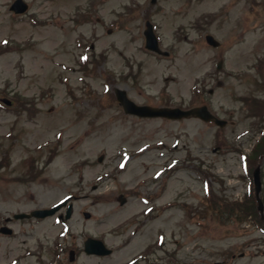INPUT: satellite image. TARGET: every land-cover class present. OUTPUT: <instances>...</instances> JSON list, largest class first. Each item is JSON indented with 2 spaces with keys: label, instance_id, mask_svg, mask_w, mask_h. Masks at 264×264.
I'll use <instances>...</instances> for the list:
<instances>
[{
  "label": "rangeland",
  "instance_id": "374dc122",
  "mask_svg": "<svg viewBox=\"0 0 264 264\" xmlns=\"http://www.w3.org/2000/svg\"><path fill=\"white\" fill-rule=\"evenodd\" d=\"M24 1L0 0V264H264V0ZM116 87L227 124L129 116ZM66 197L68 220L13 219ZM88 236L112 254H85Z\"/></svg>",
  "mask_w": 264,
  "mask_h": 264
},
{
  "label": "water",
  "instance_id": "95a60500",
  "mask_svg": "<svg viewBox=\"0 0 264 264\" xmlns=\"http://www.w3.org/2000/svg\"><path fill=\"white\" fill-rule=\"evenodd\" d=\"M11 9L17 13H20L26 9V5L21 0H16L11 5ZM144 35L146 37V47L149 50L166 55V52H161L159 50L156 39L154 35L152 34V31L149 26L144 32ZM207 41L212 45L216 44V42L210 36H207ZM114 94L116 96V99L122 105L125 113L134 114V115L141 116V117H165V118H170V119L198 117L205 121H214L219 126H223L225 124L224 121L218 120L214 116H212L207 111L205 106L196 107V108H192L189 110H180L178 108H168V107L153 108V107L146 106V105H141V106L136 105L133 101H131L130 99L126 97V93L124 90L115 89ZM6 103L8 104L9 102L6 101ZM253 182H254L255 191H256V201L258 203V209L259 211H261L262 205H261V202L258 196V193L260 190V180H259L258 169H256L253 173ZM66 201L67 200L49 209L34 210V211H31L29 214H25V213L15 214L13 217L16 219L30 218V217L43 218V217H46V216H49L55 213L61 206L65 205ZM119 201L122 204L125 200L124 198L119 197ZM70 212H71V206H68L66 213H65V218H68L70 216ZM87 216L88 215L86 214V217ZM0 231L3 233H7V234L11 232L7 228H1ZM85 250L87 253H95V254H101V255L110 253V250L106 249L100 241L94 240V239L86 240Z\"/></svg>",
  "mask_w": 264,
  "mask_h": 264
}]
</instances>
